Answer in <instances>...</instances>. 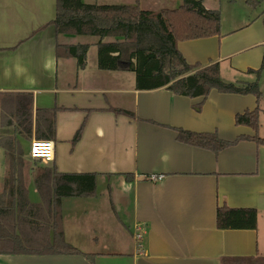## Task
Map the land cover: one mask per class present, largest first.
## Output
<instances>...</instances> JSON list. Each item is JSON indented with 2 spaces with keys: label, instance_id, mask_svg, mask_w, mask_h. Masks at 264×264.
<instances>
[{
  "label": "crops",
  "instance_id": "crops-1",
  "mask_svg": "<svg viewBox=\"0 0 264 264\" xmlns=\"http://www.w3.org/2000/svg\"><path fill=\"white\" fill-rule=\"evenodd\" d=\"M214 1L201 0L206 10H216ZM55 13L56 0H0V139H18L26 157L53 115L52 162L27 157L29 202L41 200L34 180L43 170L93 175L95 190L60 199L64 241L79 254H0V264H228L264 256V146L244 140L215 154L180 141L177 131L252 137L234 119L257 107L264 138V13L225 33L220 16V35L176 44L189 65L218 64L225 82L257 81L259 102L215 90L206 98L137 90L133 72L97 67V37L57 34ZM75 44H89L82 67L58 54ZM26 98L25 115L17 114ZM5 169L0 147L1 201L12 199ZM43 191L52 201L51 187ZM220 207L254 209L256 228L218 229Z\"/></svg>",
  "mask_w": 264,
  "mask_h": 264
},
{
  "label": "trees",
  "instance_id": "trees-1",
  "mask_svg": "<svg viewBox=\"0 0 264 264\" xmlns=\"http://www.w3.org/2000/svg\"><path fill=\"white\" fill-rule=\"evenodd\" d=\"M180 1L182 4L175 9L152 12L143 10L138 4L106 5L84 3L82 0H56L53 25L60 35L97 37V67L105 71L133 72L137 90L164 88L172 94L188 98H206L211 90H215L221 94L251 95L259 102L261 91L257 81L225 82L220 78L218 64L201 67L189 65L182 58L176 48L179 41L220 35V12L218 9L206 10L201 0ZM244 2L249 7L259 3L258 0ZM88 48L89 44L63 45L58 54L64 53L74 58L82 67ZM26 100L27 104L21 102L22 109L16 111L17 114L25 115V105L30 106V98ZM258 115L257 107L235 115V124L250 128L254 132L252 137L241 136L229 142L219 139L215 133H193L179 129L178 139L215 154L244 140L264 146V138L257 135L260 127ZM47 123L44 130L36 132L38 140L53 137V115L47 118ZM22 124L23 121L18 119L16 127L20 128L19 133H22ZM0 147L4 151L6 166L3 187L12 198L9 201L0 200V254H79L64 241L59 203L64 197L92 196L95 177L43 170L34 180L41 200L33 204L28 200L24 170L29 161L23 155L19 140L3 137ZM50 187L53 199L45 201L43 190ZM256 223L257 213L254 209L220 207L216 211V227L221 230H254ZM226 263L264 264V256Z\"/></svg>",
  "mask_w": 264,
  "mask_h": 264
},
{
  "label": "rangeland",
  "instance_id": "rangeland-1",
  "mask_svg": "<svg viewBox=\"0 0 264 264\" xmlns=\"http://www.w3.org/2000/svg\"><path fill=\"white\" fill-rule=\"evenodd\" d=\"M89 4H138L143 10L158 12L161 9H175L180 6V0H82ZM217 3L216 9L220 10L222 21L221 32L225 33L240 24H244L254 14L264 11V0H258L259 3L255 7L249 8L243 2L244 0H215ZM214 1V3H215ZM214 3H210L214 5ZM216 4V3H215ZM253 14V15H252ZM97 40V39H96ZM93 40L92 42H95ZM133 77L134 74H131ZM127 77L130 74L127 73ZM135 83V78L133 79ZM25 149H23L24 151ZM25 159H28L27 156Z\"/></svg>",
  "mask_w": 264,
  "mask_h": 264
},
{
  "label": "built area",
  "instance_id": "built-area-1",
  "mask_svg": "<svg viewBox=\"0 0 264 264\" xmlns=\"http://www.w3.org/2000/svg\"><path fill=\"white\" fill-rule=\"evenodd\" d=\"M54 155V144L48 140H36L33 139L29 142L27 157L33 161H41L43 163H50L53 160ZM161 177L152 176L151 181H157ZM141 235H136V240L139 241ZM140 254L143 255V251L140 250Z\"/></svg>",
  "mask_w": 264,
  "mask_h": 264
}]
</instances>
